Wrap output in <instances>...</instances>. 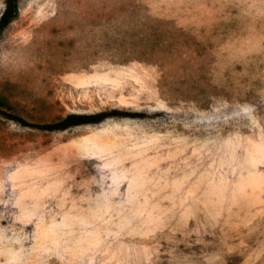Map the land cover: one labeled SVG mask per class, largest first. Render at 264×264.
Returning <instances> with one entry per match:
<instances>
[{
    "label": "rangeland",
    "instance_id": "rangeland-1",
    "mask_svg": "<svg viewBox=\"0 0 264 264\" xmlns=\"http://www.w3.org/2000/svg\"><path fill=\"white\" fill-rule=\"evenodd\" d=\"M0 264H264V0H19Z\"/></svg>",
    "mask_w": 264,
    "mask_h": 264
},
{
    "label": "trees",
    "instance_id": "trees-1",
    "mask_svg": "<svg viewBox=\"0 0 264 264\" xmlns=\"http://www.w3.org/2000/svg\"><path fill=\"white\" fill-rule=\"evenodd\" d=\"M19 0H8V8L6 9V12L3 16V20L0 24V31L3 30L14 18L16 12H17V4H18ZM112 115H117L120 116L118 114H112ZM107 115H102L99 117H95L94 119H98V118H106ZM93 119V118H92ZM73 123H80L78 121H75Z\"/></svg>",
    "mask_w": 264,
    "mask_h": 264
}]
</instances>
